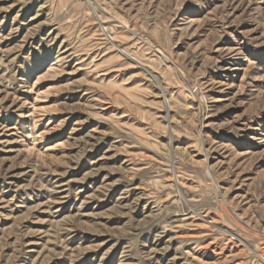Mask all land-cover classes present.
I'll list each match as a JSON object with an SVG mask.
<instances>
[{
  "label": "rangeland",
  "instance_id": "obj_1",
  "mask_svg": "<svg viewBox=\"0 0 264 264\" xmlns=\"http://www.w3.org/2000/svg\"><path fill=\"white\" fill-rule=\"evenodd\" d=\"M264 0H0V264H264Z\"/></svg>",
  "mask_w": 264,
  "mask_h": 264
},
{
  "label": "bare ground",
  "instance_id": "obj_2",
  "mask_svg": "<svg viewBox=\"0 0 264 264\" xmlns=\"http://www.w3.org/2000/svg\"><path fill=\"white\" fill-rule=\"evenodd\" d=\"M262 260L264 261V258H262Z\"/></svg>",
  "mask_w": 264,
  "mask_h": 264
}]
</instances>
